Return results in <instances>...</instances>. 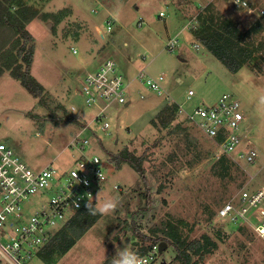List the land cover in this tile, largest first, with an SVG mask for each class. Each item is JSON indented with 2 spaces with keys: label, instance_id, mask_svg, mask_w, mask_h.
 Returning a JSON list of instances; mask_svg holds the SVG:
<instances>
[{
  "label": "rangeland",
  "instance_id": "374dc122",
  "mask_svg": "<svg viewBox=\"0 0 264 264\" xmlns=\"http://www.w3.org/2000/svg\"><path fill=\"white\" fill-rule=\"evenodd\" d=\"M249 2L252 13L230 0H26L39 13L26 29L34 45L30 72L43 93L33 97L5 71L0 78V142L32 170L47 165L70 168L81 155L73 140L82 127L64 119L91 122L96 111L86 105L83 77L106 60L115 62L126 82L143 70L154 78L163 76L168 94L158 96L133 79L126 93L128 105L113 104L106 112L108 130L97 129L96 138L88 135L85 152L98 155L106 173L93 202L96 206L116 197L120 206L101 215L55 264H110L120 248L137 253L140 246L150 245L143 236H162L168 221L190 240L205 234L217 242L218 248L200 264H264V240L244 223L216 215L243 187L264 184V29L248 39L260 46L255 51L259 60L236 73L189 33L208 6L241 31L247 30L254 21L264 20V13H257V8L264 11V0ZM12 37L11 31H0V41L12 43ZM173 39L176 44L168 50L166 43ZM188 90L193 95L187 99ZM223 94L240 102L246 138L257 152L252 164L226 156L230 171L224 179L213 174L219 159L214 145L179 112V105L188 112L215 104ZM165 105L174 110L158 115ZM124 147L144 156L147 185L127 163L111 161L109 153ZM36 199L34 208L44 204V199ZM160 242L164 241L157 245ZM174 257L173 247L166 244L152 264H178Z\"/></svg>",
  "mask_w": 264,
  "mask_h": 264
},
{
  "label": "built area",
  "instance_id": "2783aa9c",
  "mask_svg": "<svg viewBox=\"0 0 264 264\" xmlns=\"http://www.w3.org/2000/svg\"><path fill=\"white\" fill-rule=\"evenodd\" d=\"M230 3L253 12L249 0H230ZM257 13L262 15L264 11L257 8ZM158 16L163 17L164 13L159 12ZM110 24L111 20H108V31ZM175 44L176 39L170 40L166 48L172 50ZM191 47L198 49L199 45L192 44ZM83 78L86 105L94 106L96 114L74 137L73 146L81 155L72 167L56 169L47 165L32 170L12 148L0 143V261L3 264L38 263L37 252L75 212L88 203V199L93 202L106 181L101 158L85 152L90 143L88 135L96 138L97 129L108 130L110 124L106 112L113 104L128 105L126 93L130 82L125 81L110 59L96 71L87 72ZM134 79L158 96L168 97L162 84L163 76L154 78L143 70ZM192 95L193 92L188 90L187 99ZM179 112H184L187 121L196 125L214 145L216 157L229 156L235 162L243 160L247 164L256 159L257 152L246 138L248 128L241 104L232 95L223 94L215 104L197 106L188 112L179 105ZM86 194L92 197L87 199ZM36 197L44 199V204L40 202V206L34 208L32 204ZM74 201L79 203L78 208ZM216 215L244 223L264 240V184L257 188L243 187L219 207ZM158 253L159 246L152 245L141 257L146 258L147 264H152Z\"/></svg>",
  "mask_w": 264,
  "mask_h": 264
},
{
  "label": "trees",
  "instance_id": "16d2710c",
  "mask_svg": "<svg viewBox=\"0 0 264 264\" xmlns=\"http://www.w3.org/2000/svg\"><path fill=\"white\" fill-rule=\"evenodd\" d=\"M38 11L33 5H27L26 0H0V31L8 30L13 34V42L0 41V74L9 72L33 97L43 93V87L31 75V65L34 57L33 37L26 29V23L38 16ZM264 29V20H257L245 31H241L235 24L217 13L212 7L204 8L196 18L194 25L189 28V33L194 40L206 49L229 72L236 73L241 67L259 59L255 53L259 45L249 44L251 36ZM259 68L257 67V70ZM173 105V104H172ZM176 108V105H173ZM174 110L165 105L158 115L165 110ZM157 115V116H158ZM67 122L79 124L73 117H66ZM111 161L117 165L127 163L147 185L144 177V156H136L127 148L118 153H109ZM230 165L226 156L222 155L213 164V174L219 178L229 176ZM148 201V195L145 194ZM95 207L94 202H92ZM101 217L90 214L84 206L75 212L53 235L50 241L37 252L41 264H55L81 236L95 224ZM160 237L143 236L142 240L150 241L148 246H140L137 250L139 256L145 254L152 245L164 241L172 246L175 251L174 259L178 264H200L207 255L213 253L218 244L207 235L198 239H189L174 223L166 222ZM153 235L155 232L152 230ZM0 264H3L0 261Z\"/></svg>",
  "mask_w": 264,
  "mask_h": 264
},
{
  "label": "clouds",
  "instance_id": "9594fccd",
  "mask_svg": "<svg viewBox=\"0 0 264 264\" xmlns=\"http://www.w3.org/2000/svg\"><path fill=\"white\" fill-rule=\"evenodd\" d=\"M83 167V166H82ZM84 183L87 185V181L85 180ZM87 199L92 197L91 194H86ZM100 193L97 194L96 199H98ZM74 206L76 208L79 207V203L74 201ZM120 206L119 198L112 197L105 199L104 201L98 203L95 207L88 199V203L85 205L87 210L92 215H96L97 211L101 215H108L116 211V209ZM110 264H147L146 258L139 256L136 252L130 250L129 247L120 248L116 251V254L111 258Z\"/></svg>",
  "mask_w": 264,
  "mask_h": 264
},
{
  "label": "water",
  "instance_id": "95a60500",
  "mask_svg": "<svg viewBox=\"0 0 264 264\" xmlns=\"http://www.w3.org/2000/svg\"><path fill=\"white\" fill-rule=\"evenodd\" d=\"M158 246H159V253H160L165 248L166 243L165 242H160Z\"/></svg>",
  "mask_w": 264,
  "mask_h": 264
},
{
  "label": "crops",
  "instance_id": "0c3cea01",
  "mask_svg": "<svg viewBox=\"0 0 264 264\" xmlns=\"http://www.w3.org/2000/svg\"><path fill=\"white\" fill-rule=\"evenodd\" d=\"M163 17H164V16H163ZM4 75H6V74H5V71H4L3 73L0 74V78L3 77ZM133 79H134V76H133V78H132L131 80H129L128 82L133 81ZM178 81H179V80H178ZM0 143H1V142H0ZM2 143H3V142H2Z\"/></svg>",
  "mask_w": 264,
  "mask_h": 264
}]
</instances>
